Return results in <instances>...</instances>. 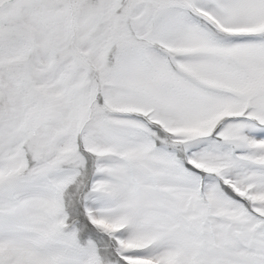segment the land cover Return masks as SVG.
I'll return each mask as SVG.
<instances>
[{
  "label": "snow or ice",
  "instance_id": "obj_1",
  "mask_svg": "<svg viewBox=\"0 0 264 264\" xmlns=\"http://www.w3.org/2000/svg\"><path fill=\"white\" fill-rule=\"evenodd\" d=\"M0 264H264V0H0Z\"/></svg>",
  "mask_w": 264,
  "mask_h": 264
}]
</instances>
